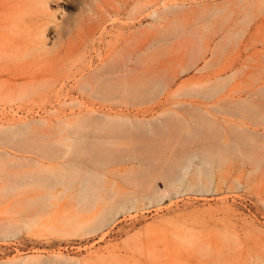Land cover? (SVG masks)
<instances>
[{
  "label": "rangeland",
  "instance_id": "obj_1",
  "mask_svg": "<svg viewBox=\"0 0 264 264\" xmlns=\"http://www.w3.org/2000/svg\"><path fill=\"white\" fill-rule=\"evenodd\" d=\"M56 1L0 0V264H264V0Z\"/></svg>",
  "mask_w": 264,
  "mask_h": 264
},
{
  "label": "bare ground",
  "instance_id": "obj_2",
  "mask_svg": "<svg viewBox=\"0 0 264 264\" xmlns=\"http://www.w3.org/2000/svg\"><path fill=\"white\" fill-rule=\"evenodd\" d=\"M44 4H47L49 0H39ZM55 2L57 3V1L55 0ZM63 2H65V4L68 6V4L71 3H76L77 0H64ZM77 4V3H76ZM68 8V7H67ZM152 18L155 19V21H158L159 19L156 16V12L153 11L152 12ZM53 29V28H52ZM128 127L131 129H138V125H136L134 123V121L132 120H128ZM152 146V150H155L158 147V144H151ZM197 157V156H196ZM195 157H191L189 159V161H187V164H184L183 169H185V174H179L178 172H174L172 171L173 168H165L164 171H161V173H159V178H164L166 179L169 184L171 185H178L181 182L184 181L186 174L189 172V168L192 162H194V160L191 161V159H194ZM97 160H95L96 162ZM98 162V161H97ZM125 163H132V164H136L139 165L138 168H144L146 169V165H143L141 163V161L136 158V157H132V161L131 162H125ZM201 164V165H200ZM198 166H200L199 168L195 169L194 172V176L192 178L193 181H195L196 179L199 178H206L209 179L210 175L212 174V168L214 165V161L212 160V157L209 156L207 157L203 162L198 161L197 163ZM204 165V166H203ZM144 169V170H145ZM152 170V169H151ZM45 177L43 179V181H34L33 182V187H38V186H42V187H49L52 186V181L55 178L58 179L59 182H63L64 185H67L68 187H72L73 185H79L80 188V192H81V198L86 197L87 195L92 194V191H96L98 189L97 183L102 182V178H104V173L102 172V170H90L87 171L85 173H82V177L80 179H76V178H72V177H68L67 180L64 181V178L56 176L54 171H43ZM140 171L137 172V176L139 175ZM152 173V172H151ZM150 173V174H151ZM149 174V175H150ZM141 175H145L144 172L141 173ZM172 176L173 178L171 180H169L168 178ZM152 177V176H149ZM38 180H40L38 178ZM19 187L24 186V183L19 182L17 184ZM195 184H191L190 186H194ZM152 191V190H150ZM34 201L37 200H43V201H47L48 198L45 196H39L38 198L33 199ZM124 206L123 205H119L116 207V210H120L122 209Z\"/></svg>",
  "mask_w": 264,
  "mask_h": 264
}]
</instances>
